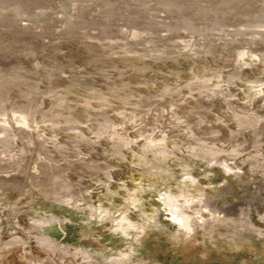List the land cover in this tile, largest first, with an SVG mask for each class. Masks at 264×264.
Wrapping results in <instances>:
<instances>
[{
	"label": "rangeland",
	"instance_id": "374dc122",
	"mask_svg": "<svg viewBox=\"0 0 264 264\" xmlns=\"http://www.w3.org/2000/svg\"><path fill=\"white\" fill-rule=\"evenodd\" d=\"M0 264H264V0H0Z\"/></svg>",
	"mask_w": 264,
	"mask_h": 264
}]
</instances>
